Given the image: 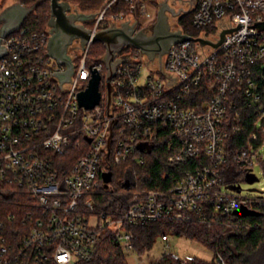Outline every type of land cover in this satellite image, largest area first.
<instances>
[{"label":"built area","instance_id":"built-area-1","mask_svg":"<svg viewBox=\"0 0 264 264\" xmlns=\"http://www.w3.org/2000/svg\"><path fill=\"white\" fill-rule=\"evenodd\" d=\"M116 1L106 0L84 22L91 34L126 20L143 28L155 18L149 3L156 9L162 0H123L127 12L107 14ZM191 9L192 26L203 28L197 35L180 24ZM174 16L171 29L192 37L217 40L223 28L235 29L216 47L193 38L174 42L160 61L123 46L109 102L104 54L87 62L91 38L84 48L78 38L69 45L73 71L61 82L55 71L66 65L48 53V25L40 31L20 26L2 37L8 51L0 56V264H85L108 227L122 251L135 252L126 225L162 218L222 221L230 229L261 226L244 215H258L260 208L264 213V195L241 193L237 182L223 178L222 168L232 159L255 175L251 166L264 163V72L254 73L255 66L264 67V28L256 25L264 21V0H189ZM210 25L215 30L208 33ZM93 69L101 74V96L85 107L78 92ZM249 117H255V130L230 154V136L243 130ZM160 121L168 126L166 161L172 166L155 185H141L136 175L154 147ZM124 162L135 176L123 182L132 202L114 213L95 212V194L115 192L111 163ZM239 207L257 213L223 219ZM165 254L181 263L192 258L170 249ZM216 259L226 264L219 253Z\"/></svg>","mask_w":264,"mask_h":264},{"label":"trees","instance_id":"trees-1","mask_svg":"<svg viewBox=\"0 0 264 264\" xmlns=\"http://www.w3.org/2000/svg\"><path fill=\"white\" fill-rule=\"evenodd\" d=\"M8 0H0V12L6 5ZM72 5H76L80 10L86 12H96L105 3L106 0H67ZM23 5L31 6L33 9L24 18L21 26L27 27L29 31H40L46 28L50 15L49 0H16ZM6 7V6H5ZM119 11L127 12V4L123 0H117L111 7L107 9V14L116 13ZM193 10L185 12L181 16L182 28L193 35L199 34L203 28H195L191 24ZM89 25L91 23H88ZM207 32H213V25L205 28ZM128 49V48H126ZM105 52V46L100 41L91 43L88 53L87 62H92L100 58ZM264 72V67L259 65L254 67V73ZM105 71V67L103 72ZM261 89L264 94V81L261 84ZM209 97V92H206V98ZM205 98V97H204ZM194 99V98H192ZM264 101V99H263ZM247 126L237 133H233L229 138L228 149L230 154H233L237 149L244 146L247 135L255 130L253 122L255 117L247 118ZM158 131L155 134V144L150 152L144 154L145 162L140 166L136 177L141 185L153 186L161 178V173L170 169L172 165L166 161V138L169 130L168 126L162 121L157 123ZM260 137L263 135L259 131ZM70 155V151L67 155ZM76 155L81 154V150L75 151ZM112 165L113 177L112 185L115 192L108 193L107 191H99L95 194L96 206L95 212L114 213L124 208L132 202V194L125 191L128 188L123 186L126 177H135L127 168L126 162L122 164ZM181 165H186L183 163ZM245 169L239 168L237 164L229 159L222 168V176L227 181L239 182L245 179ZM243 215L230 213L223 219L235 220ZM257 219L260 221V227H243L239 226L230 229L222 221L207 225L196 221H185L176 219H158L148 222L145 225L128 226L127 229L133 231L134 234V250L141 254L150 249L156 238L161 235H177L184 236L204 244L211 252V258L192 255V258L185 263H181L179 259H175L168 254H162L154 264H219L216 257L219 253L226 264H264V213L260 208L258 215H244V220ZM85 264H128L127 253L122 251L115 237V232L111 228L105 229L95 248V253L91 260Z\"/></svg>","mask_w":264,"mask_h":264},{"label":"water","instance_id":"water-1","mask_svg":"<svg viewBox=\"0 0 264 264\" xmlns=\"http://www.w3.org/2000/svg\"><path fill=\"white\" fill-rule=\"evenodd\" d=\"M50 15L47 22L50 36L48 38V53L57 61L66 65L65 70H56L55 73L63 80H68L73 71V62L68 54V47L75 38L79 39L81 48H84L89 38L91 41H100L105 46L104 62L106 66V80L108 85V102L110 100L111 77L114 74L116 65L122 60L117 57L119 51L125 45H131L139 48L148 58L154 60L156 57L161 60L162 55L168 50L170 45L177 41L188 38L198 40L201 45L210 44L218 46L224 39L227 32L235 27L223 28L217 40H211L201 36L192 37L183 33L179 28L172 30L168 21L166 10H170L173 15H178L182 8L175 10L168 5L166 0H162L157 10L156 19L151 30L147 33L143 28L136 29V22L122 21L120 24H110L99 28L91 34L90 28L84 22L94 17L95 13L82 11L78 8H72V4L67 0H49ZM33 9V5L26 6L20 2L12 3L4 7L0 12V56L6 53L7 47L1 44L4 41L2 37L19 28L24 18ZM264 28V21L256 23ZM101 74L93 69L89 78L87 87L78 92L79 104L85 107H92L100 100L99 81ZM111 173L106 171L103 174V180L108 182ZM245 179L248 181L256 180L257 177L246 172ZM234 213L256 214L257 211L245 207H239Z\"/></svg>","mask_w":264,"mask_h":264},{"label":"rangeland","instance_id":"rangeland-1","mask_svg":"<svg viewBox=\"0 0 264 264\" xmlns=\"http://www.w3.org/2000/svg\"><path fill=\"white\" fill-rule=\"evenodd\" d=\"M168 5L178 10L182 8L186 10L189 5V0H166ZM16 0H8L6 5L15 3ZM4 6V7H5ZM149 11L151 15H155L154 20L148 24L147 26L143 27L144 29L150 31L151 26L155 22L157 10L159 5L156 9H154V4L149 3ZM72 8H78L76 5H72ZM79 9V8H78ZM166 14L168 15V21L173 23L175 20V16L170 12V10H166ZM225 16L222 17V19ZM1 25V22H0ZM139 29V28H138ZM74 49V48H73ZM77 50H73L72 52H76ZM149 68H147L148 70ZM264 117V113H263ZM260 153L263 155L264 159V142L260 148ZM251 170L255 173L258 179L253 181H248L246 179H242L241 181L237 182L236 185H239L240 191L243 194L249 195H264V163H254L251 166ZM166 243H168V247H166ZM167 249L177 252L180 256H184L185 254L201 256L204 258H211L212 252L202 243H199L195 240L184 236H177V235H168V240H162L161 236H158L152 245V247L141 254L136 252L130 251L127 252V263L128 264H154L157 259L161 257L162 254L166 252Z\"/></svg>","mask_w":264,"mask_h":264},{"label":"flooded vegetation","instance_id":"flooded-vegetation-1","mask_svg":"<svg viewBox=\"0 0 264 264\" xmlns=\"http://www.w3.org/2000/svg\"><path fill=\"white\" fill-rule=\"evenodd\" d=\"M170 28H171V26H170ZM147 33H149L150 31H148V30H146V29H144Z\"/></svg>","mask_w":264,"mask_h":264},{"label":"crops","instance_id":"crops-1","mask_svg":"<svg viewBox=\"0 0 264 264\" xmlns=\"http://www.w3.org/2000/svg\"><path fill=\"white\" fill-rule=\"evenodd\" d=\"M8 5H10V4H8ZM8 5H7V6H8Z\"/></svg>","mask_w":264,"mask_h":264}]
</instances>
